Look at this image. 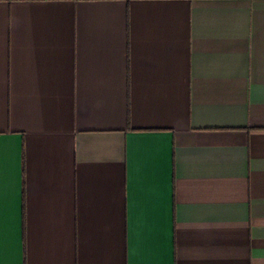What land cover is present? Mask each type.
Here are the masks:
<instances>
[{
	"label": "crops",
	"instance_id": "obj_1",
	"mask_svg": "<svg viewBox=\"0 0 264 264\" xmlns=\"http://www.w3.org/2000/svg\"><path fill=\"white\" fill-rule=\"evenodd\" d=\"M0 264H264V0H0Z\"/></svg>",
	"mask_w": 264,
	"mask_h": 264
}]
</instances>
